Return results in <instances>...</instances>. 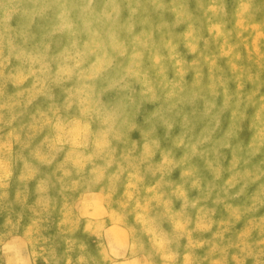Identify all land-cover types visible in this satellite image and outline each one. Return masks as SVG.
Here are the masks:
<instances>
[{"label": "clouds", "instance_id": "obj_1", "mask_svg": "<svg viewBox=\"0 0 264 264\" xmlns=\"http://www.w3.org/2000/svg\"><path fill=\"white\" fill-rule=\"evenodd\" d=\"M0 264H264V0H0Z\"/></svg>", "mask_w": 264, "mask_h": 264}]
</instances>
